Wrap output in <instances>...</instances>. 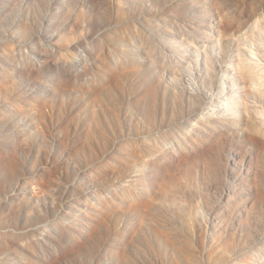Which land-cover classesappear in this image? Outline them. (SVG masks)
Segmentation results:
<instances>
[{"label": "rangeland", "instance_id": "374dc122", "mask_svg": "<svg viewBox=\"0 0 264 264\" xmlns=\"http://www.w3.org/2000/svg\"><path fill=\"white\" fill-rule=\"evenodd\" d=\"M0 264H264V0H0Z\"/></svg>", "mask_w": 264, "mask_h": 264}]
</instances>
